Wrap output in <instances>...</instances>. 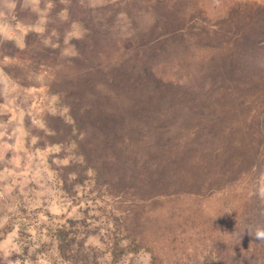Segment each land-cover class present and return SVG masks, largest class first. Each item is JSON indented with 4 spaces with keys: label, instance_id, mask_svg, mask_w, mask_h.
<instances>
[{
    "label": "rangeland",
    "instance_id": "1",
    "mask_svg": "<svg viewBox=\"0 0 264 264\" xmlns=\"http://www.w3.org/2000/svg\"><path fill=\"white\" fill-rule=\"evenodd\" d=\"M261 188L264 0H0V264H264Z\"/></svg>",
    "mask_w": 264,
    "mask_h": 264
},
{
    "label": "clouds",
    "instance_id": "2",
    "mask_svg": "<svg viewBox=\"0 0 264 264\" xmlns=\"http://www.w3.org/2000/svg\"><path fill=\"white\" fill-rule=\"evenodd\" d=\"M259 194H260L261 198H264V188L260 189ZM256 238L259 240H264V229H257Z\"/></svg>",
    "mask_w": 264,
    "mask_h": 264
},
{
    "label": "trees",
    "instance_id": "3",
    "mask_svg": "<svg viewBox=\"0 0 264 264\" xmlns=\"http://www.w3.org/2000/svg\"><path fill=\"white\" fill-rule=\"evenodd\" d=\"M74 121H75V127H77V128L80 127V125L82 124L83 119L80 115H78L77 112H76V115L74 117ZM98 134H100V131L98 132Z\"/></svg>",
    "mask_w": 264,
    "mask_h": 264
}]
</instances>
